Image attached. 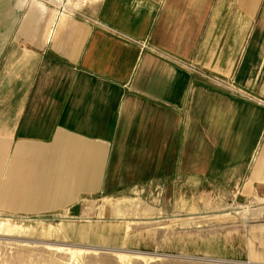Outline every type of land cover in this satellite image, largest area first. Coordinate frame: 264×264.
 Here are the masks:
<instances>
[{
    "label": "crops",
    "instance_id": "obj_1",
    "mask_svg": "<svg viewBox=\"0 0 264 264\" xmlns=\"http://www.w3.org/2000/svg\"><path fill=\"white\" fill-rule=\"evenodd\" d=\"M32 3L0 0L1 212L154 182L264 196V0Z\"/></svg>",
    "mask_w": 264,
    "mask_h": 264
},
{
    "label": "rangeland",
    "instance_id": "obj_2",
    "mask_svg": "<svg viewBox=\"0 0 264 264\" xmlns=\"http://www.w3.org/2000/svg\"><path fill=\"white\" fill-rule=\"evenodd\" d=\"M186 186L84 199L74 215L0 211V264H264V196Z\"/></svg>",
    "mask_w": 264,
    "mask_h": 264
},
{
    "label": "bare ground",
    "instance_id": "obj_3",
    "mask_svg": "<svg viewBox=\"0 0 264 264\" xmlns=\"http://www.w3.org/2000/svg\"><path fill=\"white\" fill-rule=\"evenodd\" d=\"M71 1V0H70ZM33 2V1H32ZM42 0H34V3H32V6L34 5L35 10H38L39 7H41ZM34 13L36 11H33ZM36 14V13H35ZM36 16V15H35ZM32 17V16H31ZM62 19L64 18L63 16L61 17ZM30 22V21H29Z\"/></svg>",
    "mask_w": 264,
    "mask_h": 264
},
{
    "label": "built area",
    "instance_id": "obj_4",
    "mask_svg": "<svg viewBox=\"0 0 264 264\" xmlns=\"http://www.w3.org/2000/svg\"><path fill=\"white\" fill-rule=\"evenodd\" d=\"M214 82H216V83H218V84H223V85H225V86H229L226 82H224L223 81V79H220V78H215V77H213V78H211Z\"/></svg>",
    "mask_w": 264,
    "mask_h": 264
}]
</instances>
